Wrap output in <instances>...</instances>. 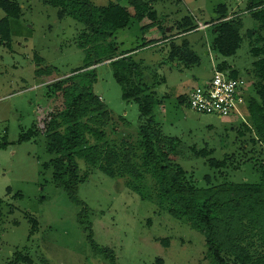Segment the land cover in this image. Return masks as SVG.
Instances as JSON below:
<instances>
[{
	"label": "rangeland",
	"instance_id": "obj_1",
	"mask_svg": "<svg viewBox=\"0 0 264 264\" xmlns=\"http://www.w3.org/2000/svg\"><path fill=\"white\" fill-rule=\"evenodd\" d=\"M12 1L20 4L22 14L11 18V47L0 44V144L5 143L0 145V264H106L88 239L89 226L97 244L114 251L117 264H161L160 258L163 264H211L205 257L207 247L201 232L161 210L155 202L150 175L146 174L139 188H134L126 184L131 177H112L93 169L80 184L78 196L84 201L81 205L55 184L53 170L44 168V162L52 157L43 135L45 122L52 117L62 121L59 113L64 99L52 84L85 70L82 67L87 54L79 46L84 26L71 16H61L56 6L44 0ZM93 1L105 5L110 0ZM249 1L157 0L158 24L166 27L167 34L161 32L158 24L148 25L149 19H131L128 27L107 40L118 53L125 52L150 39L178 34L176 22L185 17H191L196 24L198 20L210 21L217 16L215 9L220 4L226 5L228 14L242 17L243 40L230 57H222L211 48L215 36L211 25L176 36L179 42L187 38L200 57L193 66L177 60L162 64L168 52L166 41L138 51V57L146 61L145 70L152 76V90L164 97L163 104L156 107V119L166 134L181 140L173 158L201 186H206L205 175L214 174L215 170L206 162L207 157L194 152L193 146L198 150L214 148L212 156L218 159L234 153L235 159L225 171L230 180L254 182L260 178L254 162L246 161L253 156L249 133L237 138L236 129L242 127L238 115L221 118L201 114L178 101L179 95L188 96L191 89L209 79L214 72L213 63L222 60L246 80V96L254 93L255 58L245 34L257 23L246 11ZM5 15L0 7V19ZM146 24L149 27L143 29ZM101 47L89 45L92 59L106 57L100 56ZM108 62L97 65L98 80L93 86L109 110L107 117L94 113L100 122L97 126L118 150L128 142L139 152V104L124 100L122 87ZM104 143L105 140L99 141ZM79 163L83 171L84 159ZM27 213L38 220L32 235ZM163 238L169 239L168 246ZM19 252L32 261H16L15 254Z\"/></svg>",
	"mask_w": 264,
	"mask_h": 264
},
{
	"label": "trees",
	"instance_id": "obj_2",
	"mask_svg": "<svg viewBox=\"0 0 264 264\" xmlns=\"http://www.w3.org/2000/svg\"><path fill=\"white\" fill-rule=\"evenodd\" d=\"M156 1L110 0L105 5H97L93 0H44L56 6L61 16H71L83 24L79 46L87 54L82 67L85 70H75L78 72L74 71V74L52 84L61 93L64 108L59 113L62 121L52 117L47 124L45 122L46 131L42 133L52 157L44 162V168L53 170L55 184L68 192L70 199L78 205L84 202L78 196L80 184L88 179L93 169H100L112 177H131L126 184L134 188H139V182L145 179L146 174L150 175L155 202L161 210L187 221L192 228L201 232L209 263L264 264V0H250L246 8L257 23L245 34L250 38V51L255 58L252 72L255 81L254 93L250 96H246L244 88L247 118L240 117L242 127L236 129L237 138L246 133L250 135V152L253 156L246 161L254 162L260 178L254 182L230 180L225 171L235 159L234 153H226L224 158L218 159L212 156L214 148L198 150L193 146L194 152L207 157L206 162L215 170L214 174L205 175L206 186L199 185L193 175L173 158L181 140L178 136L166 134L161 122L156 119V107L163 104L164 97H159L152 90V76L145 70L146 61L138 57L140 49L166 41L168 52L162 64L165 60H177L187 67L198 64L200 57L190 41L183 38L185 35L180 36L183 38L180 42L176 41L179 38L176 36L198 29L200 20L196 24L191 17H185L176 22L180 30L178 34L165 35L161 40L150 39L125 52L118 53L114 45L107 43L117 31L128 27L131 19L140 22L149 19L150 26L158 24ZM0 7L6 13L0 19V44L10 48L11 18H19L22 8L12 0H0ZM215 12L217 16L206 21L214 28L211 48L222 57L233 56L243 40V19L238 13L228 14L224 4H220ZM148 25H144L143 29ZM158 26L162 33L167 34L165 26ZM90 44L102 45L100 56L106 57L92 59L88 50ZM105 61H109L122 87L124 100H134L139 104V152L128 142H124V146L118 150L117 145L110 142L107 134L97 126L100 122L94 113L101 112L99 116L104 117L109 115L101 96L93 90L98 80L97 65ZM216 67L230 77H240L226 60L216 63ZM178 101L189 105V95H179ZM90 137L94 139L93 142ZM102 140L105 143L99 144ZM80 159L86 163L83 171ZM26 216L32 223V235L38 220L32 214L27 213ZM87 231L93 249L103 255L106 264H117L114 251L97 244L91 226ZM162 241L164 245H169V239L163 238ZM15 259L32 261L20 252L15 254ZM163 262L162 258L158 260V263Z\"/></svg>",
	"mask_w": 264,
	"mask_h": 264
},
{
	"label": "built area",
	"instance_id": "obj_3",
	"mask_svg": "<svg viewBox=\"0 0 264 264\" xmlns=\"http://www.w3.org/2000/svg\"><path fill=\"white\" fill-rule=\"evenodd\" d=\"M209 24L200 21L198 29H206ZM213 75L189 92V106L201 114H213L221 118L238 115L245 119L247 105L243 77L233 78L221 71L213 63Z\"/></svg>",
	"mask_w": 264,
	"mask_h": 264
},
{
	"label": "crops",
	"instance_id": "obj_4",
	"mask_svg": "<svg viewBox=\"0 0 264 264\" xmlns=\"http://www.w3.org/2000/svg\"><path fill=\"white\" fill-rule=\"evenodd\" d=\"M200 21H201V20H200ZM208 52L210 53V51H207V53H208ZM209 53H208V54H209Z\"/></svg>",
	"mask_w": 264,
	"mask_h": 264
}]
</instances>
